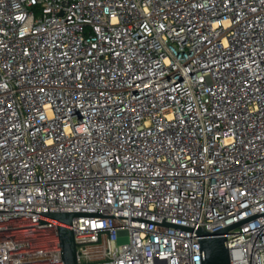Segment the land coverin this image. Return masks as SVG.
Segmentation results:
<instances>
[{
	"label": "built area",
	"instance_id": "1",
	"mask_svg": "<svg viewBox=\"0 0 264 264\" xmlns=\"http://www.w3.org/2000/svg\"><path fill=\"white\" fill-rule=\"evenodd\" d=\"M48 207L210 232L263 212L264 0H0V264H63ZM72 223L78 264H202L197 232ZM226 235L264 264V214Z\"/></svg>",
	"mask_w": 264,
	"mask_h": 264
},
{
	"label": "water",
	"instance_id": "2",
	"mask_svg": "<svg viewBox=\"0 0 264 264\" xmlns=\"http://www.w3.org/2000/svg\"><path fill=\"white\" fill-rule=\"evenodd\" d=\"M37 213H38L39 224L49 223V222L57 223L63 264H78L76 242H75L73 223H72V220L77 216L133 218V219L143 220L147 222H152L156 224L197 232L202 264H231L230 250L228 248L227 235H226L227 230L243 222H246L250 219H253L257 216L264 214V211L261 213L256 212L250 216L235 221L231 224H228L212 232L206 230L202 224H199L197 227L192 225H183V224L165 221L166 218L165 216L162 222H158L151 219H146L136 216L103 214L99 208H97V212H93V211H49V207H48V211H37Z\"/></svg>",
	"mask_w": 264,
	"mask_h": 264
},
{
	"label": "rangeland",
	"instance_id": "3",
	"mask_svg": "<svg viewBox=\"0 0 264 264\" xmlns=\"http://www.w3.org/2000/svg\"><path fill=\"white\" fill-rule=\"evenodd\" d=\"M118 241H119L120 244L124 243V242L127 241V237L126 236L119 237Z\"/></svg>",
	"mask_w": 264,
	"mask_h": 264
}]
</instances>
